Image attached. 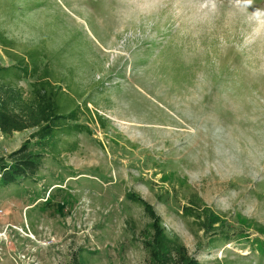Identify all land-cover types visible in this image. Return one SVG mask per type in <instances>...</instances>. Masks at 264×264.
I'll use <instances>...</instances> for the list:
<instances>
[{
    "label": "rangeland",
    "instance_id": "obj_1",
    "mask_svg": "<svg viewBox=\"0 0 264 264\" xmlns=\"http://www.w3.org/2000/svg\"><path fill=\"white\" fill-rule=\"evenodd\" d=\"M0 33L89 130L0 183V264H264V0H0Z\"/></svg>",
    "mask_w": 264,
    "mask_h": 264
},
{
    "label": "trees",
    "instance_id": "obj_2",
    "mask_svg": "<svg viewBox=\"0 0 264 264\" xmlns=\"http://www.w3.org/2000/svg\"><path fill=\"white\" fill-rule=\"evenodd\" d=\"M0 48L7 61V65L0 62V132L11 135L33 131L16 152L0 160V183L7 187L38 174L40 165L30 154V142L50 140L52 154L59 156V141H64L69 153L75 152L74 139L89 134V130L78 124L80 98L73 94L70 77L57 76L37 50L21 55L13 52L11 42L1 33ZM23 83H28V89ZM177 264H184V259L180 257Z\"/></svg>",
    "mask_w": 264,
    "mask_h": 264
}]
</instances>
